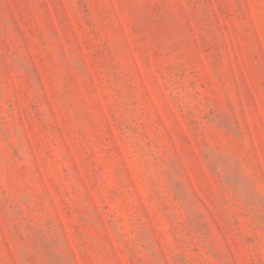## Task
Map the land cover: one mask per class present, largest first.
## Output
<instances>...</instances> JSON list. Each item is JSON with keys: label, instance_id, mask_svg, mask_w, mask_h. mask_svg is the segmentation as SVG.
Returning a JSON list of instances; mask_svg holds the SVG:
<instances>
[{"label": "rangeland", "instance_id": "rangeland-1", "mask_svg": "<svg viewBox=\"0 0 264 264\" xmlns=\"http://www.w3.org/2000/svg\"><path fill=\"white\" fill-rule=\"evenodd\" d=\"M0 264H264V0H0Z\"/></svg>", "mask_w": 264, "mask_h": 264}]
</instances>
